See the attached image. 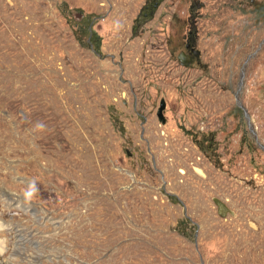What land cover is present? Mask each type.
Listing matches in <instances>:
<instances>
[{"label":"rangeland","instance_id":"rangeland-1","mask_svg":"<svg viewBox=\"0 0 264 264\" xmlns=\"http://www.w3.org/2000/svg\"><path fill=\"white\" fill-rule=\"evenodd\" d=\"M152 2L0 0V264H264V0Z\"/></svg>","mask_w":264,"mask_h":264},{"label":"water","instance_id":"water-1","mask_svg":"<svg viewBox=\"0 0 264 264\" xmlns=\"http://www.w3.org/2000/svg\"><path fill=\"white\" fill-rule=\"evenodd\" d=\"M193 55L196 56L197 55V52H193ZM179 60H181L182 62H185L186 60L189 61L190 60V57L189 56H184V55L182 56L181 55V56H179ZM235 99L237 100L236 95H235ZM237 103H238V105H240L239 102H238V100H237ZM164 109H165V101H164L163 98H161L160 101H159V106H158V108L156 110V113H155L158 121H160L161 123H164L165 122V117L163 115V110ZM243 114H244V116L246 118V121L249 123V117L247 115L246 110H244V109H243ZM212 203L215 205V207H216V213L219 216L225 217L226 215H230V216H233L234 215V212L230 208H228L226 206V204L223 201H221L220 199H218L216 197H213L212 198Z\"/></svg>","mask_w":264,"mask_h":264},{"label":"flooded vegetation","instance_id":"flooded-vegetation-1","mask_svg":"<svg viewBox=\"0 0 264 264\" xmlns=\"http://www.w3.org/2000/svg\"><path fill=\"white\" fill-rule=\"evenodd\" d=\"M153 2H152V4H151V6L149 7V5H145L144 7H143V9H142V11H141V14H142V17H146L147 15H148V13L151 11V9H152V7L154 6V4L156 3V2H154V0H152ZM185 56H189V55H185ZM190 57V56H189ZM191 61V58H190V60H189V62Z\"/></svg>","mask_w":264,"mask_h":264},{"label":"bare ground","instance_id":"bare-ground-1","mask_svg":"<svg viewBox=\"0 0 264 264\" xmlns=\"http://www.w3.org/2000/svg\"><path fill=\"white\" fill-rule=\"evenodd\" d=\"M1 222V221H0ZM3 224L0 223V227H2ZM5 250L3 240H0V254Z\"/></svg>","mask_w":264,"mask_h":264},{"label":"trees","instance_id":"trees-1","mask_svg":"<svg viewBox=\"0 0 264 264\" xmlns=\"http://www.w3.org/2000/svg\"><path fill=\"white\" fill-rule=\"evenodd\" d=\"M88 30V29H87ZM87 34L91 37V32L90 31H87Z\"/></svg>","mask_w":264,"mask_h":264}]
</instances>
